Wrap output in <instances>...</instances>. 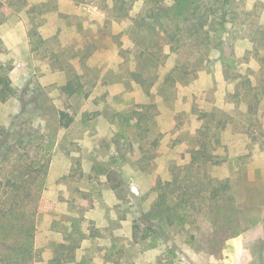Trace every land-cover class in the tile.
Here are the masks:
<instances>
[{
	"label": "rangeland",
	"instance_id": "rangeland-1",
	"mask_svg": "<svg viewBox=\"0 0 264 264\" xmlns=\"http://www.w3.org/2000/svg\"><path fill=\"white\" fill-rule=\"evenodd\" d=\"M232 5L199 60L145 0H0V191L49 159L34 264H264V0Z\"/></svg>",
	"mask_w": 264,
	"mask_h": 264
},
{
	"label": "trees",
	"instance_id": "trees-1",
	"mask_svg": "<svg viewBox=\"0 0 264 264\" xmlns=\"http://www.w3.org/2000/svg\"><path fill=\"white\" fill-rule=\"evenodd\" d=\"M232 4L233 0H145V8L136 22L142 27L160 32L164 39L172 44V49L188 48L193 53L192 58L197 57L200 60L204 58V51H208L212 43L209 31L205 29L209 22L216 19L222 24H234L238 21L241 23ZM249 29L255 39L263 38L261 27ZM196 53L198 55H195ZM192 58L189 62H192ZM188 64L185 62L181 67L186 69ZM0 68L4 66L0 64ZM11 68L12 66H9V69ZM79 84L78 79L71 78L61 86V90L73 95L77 92ZM14 93L9 75L0 70V100L6 101ZM72 119L68 112H60L61 125H70ZM141 120L138 126L144 131ZM141 136L143 137L142 134ZM5 143L0 137V148L5 146ZM20 153L17 149L16 164L27 170L6 175L8 188L0 191V264H34L41 259L35 250L37 208L42 191L38 181L47 172L49 159L44 160V164L38 168L28 169L34 163L23 165V154ZM164 195L161 197L164 198ZM137 234L135 232V236Z\"/></svg>",
	"mask_w": 264,
	"mask_h": 264
}]
</instances>
